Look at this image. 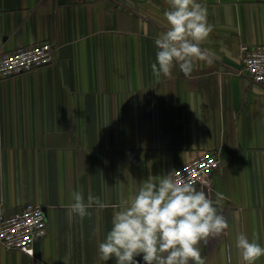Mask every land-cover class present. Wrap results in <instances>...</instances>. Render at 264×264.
<instances>
[{
  "label": "crops",
  "instance_id": "1",
  "mask_svg": "<svg viewBox=\"0 0 264 264\" xmlns=\"http://www.w3.org/2000/svg\"><path fill=\"white\" fill-rule=\"evenodd\" d=\"M198 2L214 28L201 44L212 63L155 77L167 0H0V54L46 41L55 51L48 66L0 77V222L31 202L48 217L33 254L0 243V264H115L98 254L112 205L206 150L221 166L195 187L229 225L201 245L206 264H244L241 233L264 246V85L240 56L242 44H264V0ZM73 191L109 207L70 219Z\"/></svg>",
  "mask_w": 264,
  "mask_h": 264
},
{
  "label": "clouds",
  "instance_id": "2",
  "mask_svg": "<svg viewBox=\"0 0 264 264\" xmlns=\"http://www.w3.org/2000/svg\"><path fill=\"white\" fill-rule=\"evenodd\" d=\"M164 17L168 29L155 40L156 62L151 65L155 77H169L174 66L185 77L194 71V60L212 63L210 53L201 44L213 32L207 8L198 0H167ZM69 218L90 216L89 209L109 205L91 193L85 202L81 191H73ZM217 201L226 199L216 193ZM113 207L111 229L98 246L99 259L115 264H206L201 245L220 236L228 222L203 189L190 180H180L173 170L166 175H149L141 182L137 194L122 209ZM236 248L244 264H255L264 257V246L241 233Z\"/></svg>",
  "mask_w": 264,
  "mask_h": 264
},
{
  "label": "built area",
  "instance_id": "3",
  "mask_svg": "<svg viewBox=\"0 0 264 264\" xmlns=\"http://www.w3.org/2000/svg\"><path fill=\"white\" fill-rule=\"evenodd\" d=\"M240 56L243 72L255 83L264 85V44H242ZM55 61L54 45L50 41L19 47L12 52L0 54V77L25 74L48 66ZM221 160L212 150H206L193 161L176 169V177L190 180L196 186L211 178L220 168ZM48 233V217L44 206L27 203L0 222V243L7 249H18L34 253L37 240Z\"/></svg>",
  "mask_w": 264,
  "mask_h": 264
}]
</instances>
